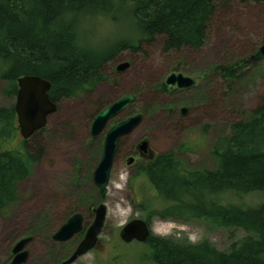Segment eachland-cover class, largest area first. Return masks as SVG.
I'll return each instance as SVG.
<instances>
[{"label": "rangeland", "instance_id": "374dc122", "mask_svg": "<svg viewBox=\"0 0 264 264\" xmlns=\"http://www.w3.org/2000/svg\"><path fill=\"white\" fill-rule=\"evenodd\" d=\"M119 9L115 22L107 16L93 21L89 18L82 30L84 20L81 24L79 20V40L102 54L117 41L130 39L137 32L128 27L131 23L124 18L125 8L120 12ZM206 37L200 49L168 52H163L160 37L152 41L142 39L136 51L125 49L106 62L102 70L105 79L93 91L57 103V111L48 117L43 132L34 137L37 140L29 138L33 144L39 141L45 145L42 159L33 167L32 174L19 183L18 200L0 212V264H10L13 246L26 236L33 238L26 245L29 257L21 264H59L82 239L93 219L89 207L98 203H104L107 209L98 243L71 264H155L146 243H124L119 238L120 228L135 218L149 221L153 235L178 244L207 241L220 251L229 250L233 242L249 234L240 227H226L215 217L159 218L153 213L150 217L148 209H160L163 204L154 198L156 192L146 175L133 174L134 165H126L124 160L125 154L135 152L138 139L145 137L156 153L178 151L183 143L191 145L190 151L179 155L184 164L213 169L214 143L229 136L231 124L245 118L264 98V56L258 52L264 43V6L216 0ZM256 53L260 55L257 60ZM239 61L243 63L235 66ZM119 62L130 65L118 70ZM230 65L236 67L235 75L215 70ZM173 71L196 79V84L165 96L155 85ZM3 85L0 83V106L14 105L15 97L1 93ZM126 94L135 95V101L113 117L110 125L140 110L147 109L148 113H144L138 127L120 137L107 192L101 196L92 174L109 126L96 137L90 135L89 126L102 108ZM178 99L179 105L190 110L183 118L170 119L163 105ZM217 197L225 205L248 208L262 203L264 192L242 197L225 192ZM145 199L154 206L149 207L148 202L140 205ZM76 212L84 217L82 230L66 241H54L53 233Z\"/></svg>", "mask_w": 264, "mask_h": 264}, {"label": "trees", "instance_id": "16d2710c", "mask_svg": "<svg viewBox=\"0 0 264 264\" xmlns=\"http://www.w3.org/2000/svg\"><path fill=\"white\" fill-rule=\"evenodd\" d=\"M237 1L264 6V0ZM118 8L119 12L125 8L128 27L137 33L102 54L87 48L79 40L84 24L100 16L115 22ZM215 9L216 0H0L1 93L15 97L17 80L24 75L47 80L49 97L57 103L90 93L105 79L106 62L125 49L136 51L142 39L160 37L163 52L200 49ZM259 58L256 53L255 59ZM216 69L236 74L233 65ZM157 88L163 90V86ZM230 129V135L220 137L211 149L213 169L186 166L179 155L190 151L191 145L183 143L178 151L158 153L154 161L138 167L136 175H146L156 192L154 198L163 204V208L148 209L150 217L152 213L159 218L215 217L224 226L240 227L249 234L220 251L207 241L178 244L150 233L144 243L155 264H264V201L240 208L225 205L217 197L225 192L238 197L264 192V98ZM42 132L38 130L30 139L36 141L34 137ZM30 139L22 138L13 105L0 106V212L18 200L19 183L44 155L45 145ZM144 202L154 206L148 199L140 205Z\"/></svg>", "mask_w": 264, "mask_h": 264}, {"label": "water", "instance_id": "95a60500", "mask_svg": "<svg viewBox=\"0 0 264 264\" xmlns=\"http://www.w3.org/2000/svg\"><path fill=\"white\" fill-rule=\"evenodd\" d=\"M258 52L264 56V43L259 47ZM243 63L239 61L235 64L238 66ZM128 62H119L118 70L126 69ZM234 66V67H235ZM177 82L179 88H187L195 85V80L189 76H184L181 72H172L166 78V84L171 86ZM18 89L13 105L17 115L19 132L24 139H28L35 132L42 129L48 117L57 111V102L52 101L49 97L50 83L39 76L24 75L17 80ZM135 100L132 94H126L115 100L102 110H100L90 125V134L96 137L105 128L107 122L120 111L124 110ZM187 108H181V114L186 115ZM142 120L140 113L122 119L112 126L106 132L103 142L100 160L94 168L92 181L101 196L107 192L109 173L113 163V156L117 150L118 141L121 136L126 135L135 129ZM148 143L146 140L140 142V148L146 150ZM128 160L132 161V157ZM130 162V161H129ZM106 206L104 203H98L91 206L93 214L92 222L84 231L82 239L75 246L69 256L61 261L60 264H71L80 256L92 250L98 243L99 235L102 231ZM84 217L81 213H73L52 235L54 241L63 242L70 239L74 234L80 232L83 228ZM150 234L149 225L146 220L135 218L127 221L119 230V238L124 243L132 241L145 242ZM32 236H26L18 240L12 248L13 258L10 264H21L26 262L29 257V251L26 245L32 240Z\"/></svg>", "mask_w": 264, "mask_h": 264}, {"label": "flooded vegetation", "instance_id": "af4514ba", "mask_svg": "<svg viewBox=\"0 0 264 264\" xmlns=\"http://www.w3.org/2000/svg\"><path fill=\"white\" fill-rule=\"evenodd\" d=\"M119 64V63H118ZM117 64V65H118ZM130 65V64H129ZM129 67V66H128ZM173 72H179V71H173ZM170 73H172V72H170ZM169 73V74H170ZM182 73V72H181ZM169 74H167L166 75V77L162 80V81H160V82H158V84H156L155 85V87H158V86H163V90H160V91H162V93L165 95V96H167V94H172L174 91H180V90H187V89H189L190 87H185V88H179L178 86H177V82H175L173 85H171V86H169V85H167L165 82H166V78H167V76L169 75ZM183 74V73H182ZM184 75V74H183ZM184 76H187V75H184ZM190 77V76H189ZM192 78V77H191ZM194 79V78H193ZM195 80V84H196V79H194ZM158 85V86H157ZM194 86V85H193ZM192 87V86H191ZM133 95V94H132ZM135 96V95H134ZM121 98V97H120ZM119 99V98H118ZM135 99H136V96H135ZM117 100V99H116ZM135 101V100H134ZM133 101V102H134ZM114 102V101H113ZM132 102V103H133ZM178 103H180V99H178L177 101H174V102H170V103H166V104H164L163 105V108H164V113H167V114H169V118L171 119V118H176V117H178V118H183V117H185L186 115H182L181 114V108L182 107H186L187 108V112L190 110V108L189 107H187V106H184V105H179ZM111 104V103H110ZM172 106H175V107H173L172 108ZM57 108H58V106H57ZM103 109V108H102ZM101 109V110H102ZM148 113V111H147V109L146 110H140L139 112H136V113H140L141 115H142V120H143V117H144V113ZM136 113H133V114H136ZM119 114V113H118ZM118 114H116L114 117H116ZM132 114V115H133ZM131 116V115H130ZM128 117V116H127ZM94 119V118H93ZM112 119V118H111ZM111 119L107 122V124H106V126H112L113 124H115L116 122H118V121H120V120H122V119H119V120H117L116 122H114L112 125H110V123H111ZM123 119H125V118H123ZM142 120H141V122H142ZM93 122V121H92ZM91 122V123H92ZM113 122V121H112ZM91 125V124H90ZM105 126V127H106ZM139 126V125H138ZM137 126V127H138ZM89 128H90V126H89ZM105 129V128H104ZM103 129V130H104ZM102 130V131H103ZM108 130V129H107ZM101 131V132H102ZM107 132V131H106ZM89 133H90V130H89ZM101 134V133H100ZM100 134H98V135H100ZM91 135V134H90ZM105 136H106V133L104 134V139H105ZM142 140H146L147 141V143H148V146L146 147V150H144V149H142V148H140V142L142 141ZM104 142V141H103ZM118 144H119V141H118ZM103 147V146H102ZM117 149H118V146H117ZM135 152L134 153H129V154H125V163H126V165H134V168H133V170H134V172H133V174H137V169H138V167H139V169H140V167H142V165H145V164H148L149 162H152V161H154V159H155V157H156V155L158 154V153H156V152H154L153 150H152V148L150 147V144H149V141H148V139L147 138H145V137H143V138H140V139H138V141H137V143L135 144V150H134ZM116 152H117V150H116ZM116 152H115V154H114V156H113V161H114V158H115V155H116ZM160 153V152H159ZM130 157H132V161L131 160H128ZM137 157H139L140 158V160H138L137 159ZM130 161V162H129Z\"/></svg>", "mask_w": 264, "mask_h": 264}]
</instances>
